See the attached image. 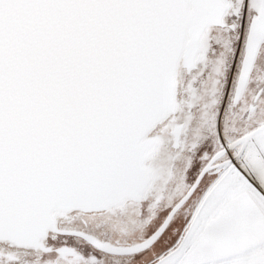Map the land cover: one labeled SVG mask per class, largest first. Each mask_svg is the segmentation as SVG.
Listing matches in <instances>:
<instances>
[{
  "label": "snow or ice",
  "instance_id": "1",
  "mask_svg": "<svg viewBox=\"0 0 264 264\" xmlns=\"http://www.w3.org/2000/svg\"><path fill=\"white\" fill-rule=\"evenodd\" d=\"M0 264H264V0H0Z\"/></svg>",
  "mask_w": 264,
  "mask_h": 264
}]
</instances>
